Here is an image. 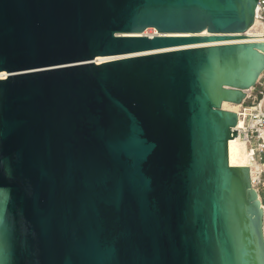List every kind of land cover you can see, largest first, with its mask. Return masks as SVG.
I'll use <instances>...</instances> for the list:
<instances>
[{"label":"water","instance_id":"water-1","mask_svg":"<svg viewBox=\"0 0 264 264\" xmlns=\"http://www.w3.org/2000/svg\"><path fill=\"white\" fill-rule=\"evenodd\" d=\"M257 1L0 0V264H264Z\"/></svg>","mask_w":264,"mask_h":264},{"label":"built area","instance_id":"built-area-1","mask_svg":"<svg viewBox=\"0 0 264 264\" xmlns=\"http://www.w3.org/2000/svg\"><path fill=\"white\" fill-rule=\"evenodd\" d=\"M260 25H264V0L257 1L253 23L243 32L235 33L250 37H238L229 42L264 41V30H259ZM236 113L237 136L246 144L251 160L260 165L254 174L250 170V178L264 212V69L256 83L245 90V97Z\"/></svg>","mask_w":264,"mask_h":264},{"label":"bare ground","instance_id":"bare-ground-1","mask_svg":"<svg viewBox=\"0 0 264 264\" xmlns=\"http://www.w3.org/2000/svg\"><path fill=\"white\" fill-rule=\"evenodd\" d=\"M148 30H151L152 32H149ZM259 30H264V25H260ZM205 32L206 31H203L202 33ZM142 33L144 34L146 33V35L151 36V34H156L157 31L154 28H146L145 31H143ZM112 57L113 56H98L95 58V61L100 62ZM6 75H7L6 72L0 71V77H5ZM239 104L240 103H232V102L224 101L222 103V106L226 109H230L236 112L239 108ZM233 138L238 140L228 141V157L230 164L249 166L251 173L254 174L255 171L260 167L259 163L251 160L248 154V149L246 147V144L242 139H240L238 136H234Z\"/></svg>","mask_w":264,"mask_h":264},{"label":"rangeland","instance_id":"rangeland-1","mask_svg":"<svg viewBox=\"0 0 264 264\" xmlns=\"http://www.w3.org/2000/svg\"><path fill=\"white\" fill-rule=\"evenodd\" d=\"M144 31H145V30H144ZM148 31H149V32H152L151 30H148ZM148 31H147V32H148ZM149 32H148V33H149ZM145 34H146V33H145ZM151 35H153V34H151Z\"/></svg>","mask_w":264,"mask_h":264}]
</instances>
